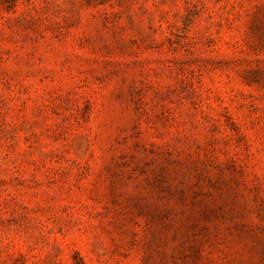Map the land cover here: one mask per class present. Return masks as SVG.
I'll list each match as a JSON object with an SVG mask.
<instances>
[{
	"label": "rangeland",
	"instance_id": "rangeland-1",
	"mask_svg": "<svg viewBox=\"0 0 264 264\" xmlns=\"http://www.w3.org/2000/svg\"><path fill=\"white\" fill-rule=\"evenodd\" d=\"M0 264H264V0H0Z\"/></svg>",
	"mask_w": 264,
	"mask_h": 264
}]
</instances>
